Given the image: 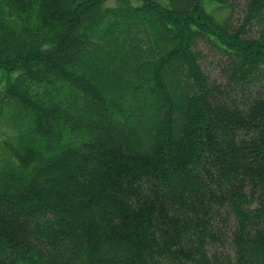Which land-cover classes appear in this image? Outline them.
<instances>
[{"label":"trees","instance_id":"obj_1","mask_svg":"<svg viewBox=\"0 0 264 264\" xmlns=\"http://www.w3.org/2000/svg\"><path fill=\"white\" fill-rule=\"evenodd\" d=\"M208 1L0 0V264H264V0Z\"/></svg>","mask_w":264,"mask_h":264},{"label":"rangeland","instance_id":"obj_2","mask_svg":"<svg viewBox=\"0 0 264 264\" xmlns=\"http://www.w3.org/2000/svg\"><path fill=\"white\" fill-rule=\"evenodd\" d=\"M113 0H108V2H112ZM205 7L207 9H213V12L214 14L219 17V18H222L224 17L225 15H227L228 13V8L227 7H217V6H214L213 3L211 4V2H209L208 0H206L205 2ZM238 9H239V6H238ZM237 10V8H236ZM203 46V44H200ZM205 48L206 50V59H204V61H202L203 65H208L207 63H209V60L212 61L213 58L210 57V53H209V50L206 49V47H203ZM8 73H6L4 70H0V86H2L4 84V81H5V78L7 76Z\"/></svg>","mask_w":264,"mask_h":264}]
</instances>
